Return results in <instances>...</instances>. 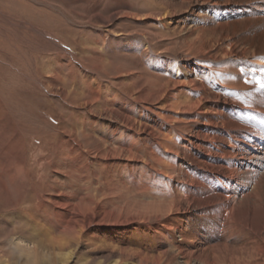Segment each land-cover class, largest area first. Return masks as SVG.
<instances>
[{
    "label": "bare ground",
    "instance_id": "6f19581e",
    "mask_svg": "<svg viewBox=\"0 0 264 264\" xmlns=\"http://www.w3.org/2000/svg\"><path fill=\"white\" fill-rule=\"evenodd\" d=\"M125 2L93 15L133 62L106 83L83 41L86 92L48 86L86 114L51 136L31 215L46 238L18 248L28 264H264V89L244 82L264 77V0ZM125 19L153 29L117 33Z\"/></svg>",
    "mask_w": 264,
    "mask_h": 264
},
{
    "label": "rangeland",
    "instance_id": "374dc122",
    "mask_svg": "<svg viewBox=\"0 0 264 264\" xmlns=\"http://www.w3.org/2000/svg\"><path fill=\"white\" fill-rule=\"evenodd\" d=\"M125 1L141 13L149 8L140 6L145 0ZM125 1L0 0V264H28V255L18 248L19 237L32 243L46 238L45 229L31 217L37 214L32 198L40 196L45 186L38 164H42L43 152L53 145L51 136L60 135L57 127L62 119L68 123L85 119L82 107L72 106L55 93L65 90L74 97L86 92L85 79L74 70L82 65L78 63L81 42L89 45L90 55L93 49L103 47L104 67L98 72L106 83L116 77L117 67L133 62L118 52L125 37L115 39L106 29L100 32L104 24L93 15V7L109 15L124 8L121 2L127 4ZM87 17L94 18L87 22ZM115 29L117 33L151 30L153 24L141 26L125 19ZM89 65L85 68L90 69ZM51 85L56 91L48 88ZM81 251L85 255L72 264H83L85 256L94 262L101 255L98 250L93 254H88V249Z\"/></svg>",
    "mask_w": 264,
    "mask_h": 264
},
{
    "label": "snow or ice",
    "instance_id": "6c2138e0",
    "mask_svg": "<svg viewBox=\"0 0 264 264\" xmlns=\"http://www.w3.org/2000/svg\"><path fill=\"white\" fill-rule=\"evenodd\" d=\"M262 71H264V70H262ZM241 74L244 75L243 69H241ZM244 82L245 83H253L254 82L256 85H258L259 88L264 89V77L257 76L253 80V78L251 76L244 75Z\"/></svg>",
    "mask_w": 264,
    "mask_h": 264
}]
</instances>
